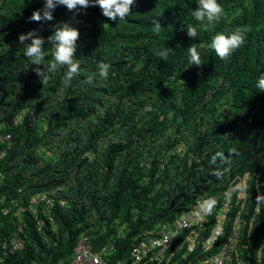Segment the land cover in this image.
Masks as SVG:
<instances>
[{"label": "trees", "instance_id": "trees-1", "mask_svg": "<svg viewBox=\"0 0 264 264\" xmlns=\"http://www.w3.org/2000/svg\"><path fill=\"white\" fill-rule=\"evenodd\" d=\"M219 3L222 17L206 25L191 15L196 0H137L123 22L105 17L98 5L79 15L60 6L52 22H34L44 0H0V138L12 136L0 141V152L7 151L0 161V253L20 222L15 204L29 208L36 194L59 187L70 203L55 205V224L44 205L37 219L28 210L21 220L26 247L1 264L69 261L82 233L96 250L113 245L109 264L128 258L132 264L149 230L228 190L245 173L251 177L241 253L256 264L264 236V207L256 216L264 194V93L255 88L264 73V0ZM64 23L80 32L81 72L65 83L60 69L43 85L19 37L35 30L50 52L47 38ZM188 24L197 38L188 36ZM237 30L245 44L221 60L211 39ZM193 45L200 67L188 63ZM164 47L171 50L167 60L158 57ZM101 62L111 66L107 80L99 75ZM89 78L93 83L85 84ZM218 152L226 158L212 164Z\"/></svg>", "mask_w": 264, "mask_h": 264}, {"label": "built area", "instance_id": "built-area-1", "mask_svg": "<svg viewBox=\"0 0 264 264\" xmlns=\"http://www.w3.org/2000/svg\"><path fill=\"white\" fill-rule=\"evenodd\" d=\"M18 117L17 122H20ZM12 136L1 137L0 141L11 140ZM7 155V151L0 152V161ZM4 175L0 172V185L3 183ZM64 187H59L52 193L36 194L28 207H17L16 216L19 219L16 232L9 236L2 245L0 253V264L11 255L23 251L26 247L25 229L22 224L24 214L30 210L37 219L38 208L44 205V215L53 224L51 216L55 205L68 208L70 203L62 197ZM236 196V213L231 216L233 207V188L225 190L213 198L200 199L187 211L172 223L158 224L154 230L147 232L148 238L140 241V248L133 252L132 264H244L240 256L239 237L243 229V214L246 211L248 197V178L241 180ZM5 199L0 201L4 203ZM214 202L211 211L206 209V202ZM6 215L11 210L3 208ZM10 214V213H9ZM1 223V220H0ZM37 230L43 231V223L38 222ZM228 228L229 231H228ZM264 249L263 244L259 250ZM114 250L113 245L104 249L96 250L93 247L91 235L82 233L78 244L69 261L61 260L57 264H109V253ZM139 257V259H137ZM127 261H116L113 264H128ZM258 264H264L260 259Z\"/></svg>", "mask_w": 264, "mask_h": 264}, {"label": "clouds", "instance_id": "clouds-1", "mask_svg": "<svg viewBox=\"0 0 264 264\" xmlns=\"http://www.w3.org/2000/svg\"><path fill=\"white\" fill-rule=\"evenodd\" d=\"M137 0H44L43 10H37L31 16V21L34 22H52L54 20V12L60 7L64 6L69 11L75 12L77 15L82 14L90 6H99L102 9V14L109 18L111 21L120 22L125 21L128 17L132 15V8L136 4ZM198 7L196 10H192L191 15L194 17L195 21L200 24L210 25L214 22L220 20L223 15L224 9L222 8L219 0H196ZM154 30L156 34H159L162 26L160 20H153ZM188 36L190 38H197L198 32L195 27L188 24ZM80 38V32L77 28L72 27L68 23H64L62 26H57L54 29L53 34L47 38V42L52 45L49 49H45L46 40L39 35L37 31H30L27 34H22L19 37L20 43L24 46V56L31 61V65L36 66V73L41 77V81L44 84L48 82L51 74H55L58 70H64V80L65 83L79 77L81 72V64L78 62L77 58L78 52V40ZM28 41H31L29 44ZM246 41L245 34L241 31H233L229 34L218 33L212 39L209 47L215 52V54L221 59L226 60L230 58L238 49H240ZM171 50L167 47H164L158 52V57L164 60L168 59L169 52ZM188 54V63L191 66L200 67L202 64V58L200 50L194 45L187 49ZM51 55V60L47 58ZM40 66H44V70H41ZM98 72L101 77L107 80L110 76L111 66L107 63H99L97 65ZM85 84H92L93 80L89 78L87 81H84ZM255 88L258 92L264 93V73H261L255 83ZM43 152V151H41ZM179 152V151H178ZM225 155L223 153H216L211 158V163L215 164L218 160H225ZM220 174L217 173V176ZM247 176L248 178V190L250 184V173H245L243 177L237 179L241 180ZM235 179L233 183L237 180ZM239 182V184H240ZM233 183L230 190L233 188V202L236 203V194L238 192L236 187H233ZM235 198V200H234ZM248 198V197H247ZM214 202L207 201L206 209L211 211ZM247 204V203H246ZM257 211L256 216H259L260 209L264 207V194H261L257 197ZM234 207V206H233ZM247 208V205H246ZM236 213V209L231 212V216ZM246 211L244 212V214ZM243 214V216H244ZM164 223V222H163ZM244 223V220H243ZM230 228H228L229 231ZM241 234V233H240ZM240 244V256L244 264H251L248 260H243L242 250H241V241L239 237ZM263 244V242H262ZM261 244V246H262ZM261 248V247H260ZM259 248V250H260ZM258 250V253H259ZM261 257L257 253V260L261 259L264 263V249L261 250ZM139 259V257H137Z\"/></svg>", "mask_w": 264, "mask_h": 264}, {"label": "rangeland", "instance_id": "rangeland-1", "mask_svg": "<svg viewBox=\"0 0 264 264\" xmlns=\"http://www.w3.org/2000/svg\"><path fill=\"white\" fill-rule=\"evenodd\" d=\"M59 146H61L60 144H59ZM46 151V150H45ZM46 153L50 156L51 154H49V152L48 151H46ZM179 154H181L182 156H184L185 155V148H181L180 150H179ZM47 155V156H48Z\"/></svg>", "mask_w": 264, "mask_h": 264}, {"label": "water", "instance_id": "water-1", "mask_svg": "<svg viewBox=\"0 0 264 264\" xmlns=\"http://www.w3.org/2000/svg\"><path fill=\"white\" fill-rule=\"evenodd\" d=\"M239 182H240V180L239 179H237L234 183H233V187H236L238 184H239Z\"/></svg>", "mask_w": 264, "mask_h": 264}]
</instances>
